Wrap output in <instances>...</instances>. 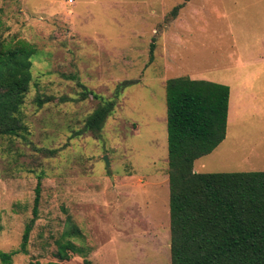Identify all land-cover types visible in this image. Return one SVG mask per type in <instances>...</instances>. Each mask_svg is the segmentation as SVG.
<instances>
[{
    "label": "rangeland",
    "instance_id": "374dc122",
    "mask_svg": "<svg viewBox=\"0 0 264 264\" xmlns=\"http://www.w3.org/2000/svg\"><path fill=\"white\" fill-rule=\"evenodd\" d=\"M0 19L35 46L24 128L0 135V250L19 248L40 181L10 264L56 261L58 238L76 247L62 264H171L168 78L230 89L225 138L195 171H264V0H0Z\"/></svg>",
    "mask_w": 264,
    "mask_h": 264
},
{
    "label": "trees",
    "instance_id": "16d2710c",
    "mask_svg": "<svg viewBox=\"0 0 264 264\" xmlns=\"http://www.w3.org/2000/svg\"><path fill=\"white\" fill-rule=\"evenodd\" d=\"M182 4L173 7L174 16ZM154 39L150 44V60ZM35 46L27 40L2 36L0 19V135L24 128L21 106L32 79ZM84 97L97 94L83 84ZM171 264H264V171L197 172L194 161L210 153L226 134L229 86L188 76L165 82ZM116 96L101 100L84 128L97 133L116 104ZM46 100V99H45ZM37 98L41 105L45 102ZM32 216L25 224L18 249L0 250L10 264L15 253H26L37 217L40 181L34 189ZM71 240H56V261L75 251ZM83 264H91L84 260Z\"/></svg>",
    "mask_w": 264,
    "mask_h": 264
},
{
    "label": "crops",
    "instance_id": "0c3cea01",
    "mask_svg": "<svg viewBox=\"0 0 264 264\" xmlns=\"http://www.w3.org/2000/svg\"><path fill=\"white\" fill-rule=\"evenodd\" d=\"M229 100H230V91H229ZM228 115H229V102H228V113H227V119H228ZM226 128H227V125H226ZM222 141H223V140H222ZM216 147H217V146H216ZM216 147H215V148H216ZM215 148H214V149H215ZM214 149H213V150H214ZM213 150H212V151H213Z\"/></svg>",
    "mask_w": 264,
    "mask_h": 264
},
{
    "label": "water",
    "instance_id": "95a60500",
    "mask_svg": "<svg viewBox=\"0 0 264 264\" xmlns=\"http://www.w3.org/2000/svg\"><path fill=\"white\" fill-rule=\"evenodd\" d=\"M104 158L106 160V163L109 164L108 159H107V156H105Z\"/></svg>",
    "mask_w": 264,
    "mask_h": 264
},
{
    "label": "built area",
    "instance_id": "2783aa9c",
    "mask_svg": "<svg viewBox=\"0 0 264 264\" xmlns=\"http://www.w3.org/2000/svg\"><path fill=\"white\" fill-rule=\"evenodd\" d=\"M73 0H69V2H72Z\"/></svg>",
    "mask_w": 264,
    "mask_h": 264
}]
</instances>
